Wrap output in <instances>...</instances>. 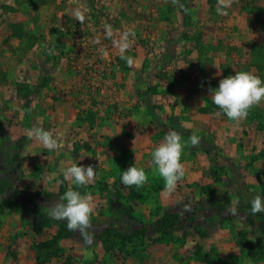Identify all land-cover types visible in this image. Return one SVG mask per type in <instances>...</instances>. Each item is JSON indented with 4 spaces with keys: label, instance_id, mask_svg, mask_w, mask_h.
I'll list each match as a JSON object with an SVG mask.
<instances>
[{
    "label": "rangeland",
    "instance_id": "rangeland-1",
    "mask_svg": "<svg viewBox=\"0 0 264 264\" xmlns=\"http://www.w3.org/2000/svg\"><path fill=\"white\" fill-rule=\"evenodd\" d=\"M241 70L264 81V0H0V264H264V213L250 211L264 101L239 120L211 102ZM173 130L200 143L167 193L150 154ZM80 158L96 170L77 189L93 197L90 245L46 209L75 187L62 171ZM134 163L140 188L120 180Z\"/></svg>",
    "mask_w": 264,
    "mask_h": 264
},
{
    "label": "clouds",
    "instance_id": "clouds-1",
    "mask_svg": "<svg viewBox=\"0 0 264 264\" xmlns=\"http://www.w3.org/2000/svg\"><path fill=\"white\" fill-rule=\"evenodd\" d=\"M178 0H173L177 3ZM224 7L216 9L217 14L226 15ZM74 16L79 22L85 20L84 14L76 10ZM106 35L112 36L110 26ZM131 33L124 34V42L120 45L121 57L127 60L129 66L133 63L131 57L124 56L125 50L129 47L128 38ZM211 102L218 111L217 116L225 115L232 120H239L246 117L248 110L253 105H259L264 101V81L256 74L241 70L234 74L224 76L219 80L218 86L210 89ZM30 136H34L41 141L48 150L59 147L54 134L43 127L33 128ZM200 143V136L193 133L188 140L175 130L167 133L163 142L154 147L151 152L153 171L163 180V190L167 193L174 192L177 183L185 176L184 165L181 156L184 148L191 144L195 147ZM79 160H74L70 166L62 171L65 180L71 179L73 188H68L60 197V201L53 205H47V215L56 221H66L67 229L72 232H79L86 244H92L94 234L90 231L92 228L91 217L94 213L92 204V194L90 192L81 193L79 186L88 184L96 175L95 166L92 164H82ZM121 183L124 186L142 187L148 180V174L142 167L135 166V163L122 170L120 176ZM237 205L239 201L235 202ZM250 211L253 215L264 213V195H256L250 201ZM230 212L235 214L236 207H231Z\"/></svg>",
    "mask_w": 264,
    "mask_h": 264
},
{
    "label": "trees",
    "instance_id": "trees-1",
    "mask_svg": "<svg viewBox=\"0 0 264 264\" xmlns=\"http://www.w3.org/2000/svg\"><path fill=\"white\" fill-rule=\"evenodd\" d=\"M250 113V112H249ZM255 113V112H254ZM251 114V113H250ZM252 115V114H251ZM154 228L155 229H163L162 225L160 224V222H155L154 224ZM139 232L141 233L142 231L139 230ZM138 233V231H134V232H131V234H129L128 236H125L127 239H132L136 234ZM66 235V234H65Z\"/></svg>",
    "mask_w": 264,
    "mask_h": 264
},
{
    "label": "crops",
    "instance_id": "crops-1",
    "mask_svg": "<svg viewBox=\"0 0 264 264\" xmlns=\"http://www.w3.org/2000/svg\"><path fill=\"white\" fill-rule=\"evenodd\" d=\"M160 95H161V94H160ZM129 128L131 129V128H132V126L130 125V126H129ZM146 129H147V127H146ZM155 143H156V142H155ZM155 143H154V144H155ZM164 192H166V191H164ZM155 248H156V246H155V247H153V249H155ZM82 253H84V250H83V252H82ZM85 257H86V256H85ZM91 257H92V256H91ZM91 257H89V259H90ZM35 260H36V258H34V257H31V263H28V264H36V261H35ZM92 261H93V260H92ZM92 261H91V262H92ZM91 264H94V263H91Z\"/></svg>",
    "mask_w": 264,
    "mask_h": 264
},
{
    "label": "built area",
    "instance_id": "built-area-1",
    "mask_svg": "<svg viewBox=\"0 0 264 264\" xmlns=\"http://www.w3.org/2000/svg\"><path fill=\"white\" fill-rule=\"evenodd\" d=\"M116 54H118V52Z\"/></svg>",
    "mask_w": 264,
    "mask_h": 264
}]
</instances>
